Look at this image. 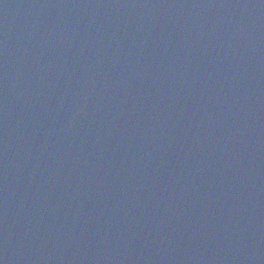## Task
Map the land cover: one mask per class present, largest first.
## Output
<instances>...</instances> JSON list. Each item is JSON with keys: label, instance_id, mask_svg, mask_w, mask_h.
Instances as JSON below:
<instances>
[{"label": "water", "instance_id": "95a60500", "mask_svg": "<svg viewBox=\"0 0 264 264\" xmlns=\"http://www.w3.org/2000/svg\"><path fill=\"white\" fill-rule=\"evenodd\" d=\"M0 264H264V0H0Z\"/></svg>", "mask_w": 264, "mask_h": 264}]
</instances>
